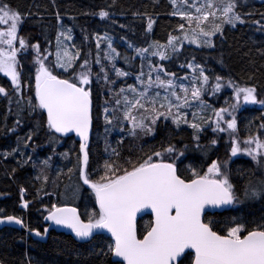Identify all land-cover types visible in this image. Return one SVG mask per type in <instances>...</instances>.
Listing matches in <instances>:
<instances>
[{
	"label": "snow or ice",
	"instance_id": "6c2138e0",
	"mask_svg": "<svg viewBox=\"0 0 264 264\" xmlns=\"http://www.w3.org/2000/svg\"><path fill=\"white\" fill-rule=\"evenodd\" d=\"M170 3L173 6L171 15L184 21L177 26L182 35L170 34L166 44L153 42L147 48L134 49L141 59L137 83L122 86L116 91L109 89L111 100L105 101L103 107L105 130L108 131L107 126L118 124L122 134L136 138L140 134H154L161 119L170 120L176 128L187 125L193 129V139L197 141L198 148L199 133L205 131V126L214 133H227L230 157L245 154L261 173L249 176L243 185V198H264V139L261 138L264 121L256 134L252 133L251 125L247 126L248 135L240 139L236 118V112L243 105L264 107V99L258 98L256 87L241 86L219 75L212 78L215 82L211 83L204 66L194 62L187 64L192 70L191 79L185 76L177 82L175 74L166 72L163 64L152 62L153 57L160 61L170 60L180 52L185 41L200 47H214L213 38L217 34L223 35L225 25L234 28L238 23H246L236 11V0H170ZM56 15L59 21V12ZM98 15L106 18L109 12L102 9ZM22 23L21 13L8 0H0V73L10 79L12 92L17 96V115L19 117L25 108L46 113V128L49 140L53 142L57 141V134L76 133L80 138L82 155L77 157L73 168L68 169V178L71 181L76 175L83 185H87L98 206L81 214L76 207L53 203L44 217L45 221L69 229L81 241L89 240L94 234L110 233L106 250L101 249L95 254L116 257L112 264H184L185 260L189 264H264V220L253 222L251 226L233 220V226L220 228L212 220L205 222L206 209L241 202L225 171L228 161L212 160L206 170L189 166L190 176H183L176 161L184 156V151L168 143L143 153L135 161L131 158L124 164L105 161L103 174L92 179V173L87 169L89 133L93 123V76L99 81L102 74L105 83L115 84L109 80L102 63L101 41L107 42L103 59L111 64L117 77H127L129 73L115 64L121 53L113 47L107 34L103 37L97 35L94 63L100 66V72L93 73V61L88 58L91 53L82 58L80 49L71 43L70 28L57 31L54 51L46 48L42 52L39 43L29 44L19 34ZM252 23L257 31L264 32L262 20ZM152 26L153 21L149 18L147 30L151 31ZM29 48L34 53V97L30 96L25 101L19 57ZM134 58L124 57L126 62ZM144 61H147V73L143 71ZM225 87L232 90L231 97L225 100L226 106L213 108L204 101L205 93L215 95ZM0 96L8 98L9 105L13 103L5 87L0 86ZM209 109L211 115L207 114ZM20 122L18 118L16 124ZM27 139L30 141L32 135ZM122 142L121 139L118 143ZM211 143L215 145L217 141L213 139ZM111 155L118 159L120 153L113 148ZM44 179L46 181L47 177ZM80 188L79 183H70L65 185L62 195L65 199L74 200ZM20 191L23 197L25 189ZM22 207L27 208L28 201H23ZM145 209L151 210L153 218L141 232L137 227V214ZM5 223L23 225L19 217L0 215V224ZM30 231L37 236L42 235L36 229ZM47 232L48 228H45L44 233Z\"/></svg>",
	"mask_w": 264,
	"mask_h": 264
},
{
	"label": "trees",
	"instance_id": "16d2710c",
	"mask_svg": "<svg viewBox=\"0 0 264 264\" xmlns=\"http://www.w3.org/2000/svg\"><path fill=\"white\" fill-rule=\"evenodd\" d=\"M11 6L21 13L23 23L19 34L29 44L39 43L41 51L48 48L54 51L55 37L59 30L71 29L74 43L81 51L82 58L89 52L93 73L100 72V66L94 63L96 36L105 34L111 38L113 47L121 56L115 61L116 67L128 73H136L140 66V57L135 54V48H147L158 40L168 41L169 35H178L180 17L171 15L173 6L170 0H8ZM236 11L241 14L246 23L224 27L223 35L214 37V47L199 48L186 45L170 60L164 61L167 70L173 73L181 71V65L189 62L200 64L206 69L211 83L216 75L232 79L241 86H254L259 99H264V32L257 31L252 23L255 20L264 22V0H236ZM109 12V16L101 18L100 10ZM57 12L60 19L57 20ZM251 15H246V14ZM149 18L153 21L151 31L147 30ZM61 26H63L61 28ZM49 41L51 44H49ZM133 47L129 48L128 45ZM189 44V43H188ZM107 42L101 41L100 55L102 63L108 72L109 80L115 84L105 83L103 75L99 81L93 76V127L89 135V167L92 179H98L103 174L105 161L124 164L131 158L135 161L143 153L153 148H159L172 143L178 150L184 151V156L177 163L183 176H190L189 166L197 170H206L212 160L228 161L226 170L230 182L235 186L241 197L240 203H234L220 212L205 214V222L212 220L217 228L233 226L231 222L246 223L264 220V198L245 200L242 195L243 185L251 174L261 173L253 161L245 156L230 157V146L216 133L208 128L200 134L199 148L193 139L191 128H176L170 120L161 119L155 128V133L141 137L117 136L115 148L120 156L111 155L105 151L106 131L103 123V106L110 100L111 93L120 85V77L112 71L111 64L103 59ZM135 57L126 62L124 57ZM34 53L29 48L19 59L22 67L21 87L25 101L34 97ZM179 75V74H178ZM31 85V87H30ZM0 86L5 87L13 99L9 105L8 98L0 96V215L19 217L30 229L44 232L46 227L44 217L48 214L51 204L58 206L68 204L79 209L81 214L86 210L98 208L94 193L76 175L68 178V169L77 163L81 156L79 150L80 138L75 134L60 136L57 141L49 140L46 128V113L39 110L31 112L25 108L17 115L15 100L10 79L0 73ZM207 94V93H206ZM232 90L223 88L214 95L211 103L214 108L226 106L225 97H231ZM213 95V94H212ZM33 102H35L33 100ZM11 108V111L9 110ZM263 107L242 106L237 112L238 135L246 137L247 126L251 125L253 134L260 123L264 121ZM211 115V114H210ZM20 124L17 125V119ZM9 129H13L9 131ZM32 135L29 141L27 137ZM113 135V134H112ZM264 130H261V136ZM122 143H118L121 141ZM217 143L213 145L211 141ZM187 145V149H185ZM16 149V151H13ZM4 153H8L7 156ZM66 154V155H65ZM61 156L68 157L61 160ZM31 157V159H29ZM47 161V164H44ZM49 162V163H48ZM127 166V165H126ZM59 171H57L56 169ZM55 170V171H54ZM60 173V175H58ZM49 177L44 182V177ZM79 183L80 191L76 199H65V185ZM21 188L25 189V200L29 206L24 210L20 206ZM48 193L49 195H45ZM82 218L83 215H82ZM152 220L150 215L138 221V230L143 231L145 225ZM215 230V229H214ZM110 238L98 235L88 241H77L64 233L52 231L43 242L34 240L26 233L12 226L0 228V263L1 264H112L113 256H100L95 253L106 250ZM184 264H189L188 260Z\"/></svg>",
	"mask_w": 264,
	"mask_h": 264
},
{
	"label": "rangeland",
	"instance_id": "374dc122",
	"mask_svg": "<svg viewBox=\"0 0 264 264\" xmlns=\"http://www.w3.org/2000/svg\"><path fill=\"white\" fill-rule=\"evenodd\" d=\"M225 26H227V25H225ZM72 35V34H71ZM178 35H182L180 32L178 33ZM214 39V38H213ZM158 42L160 43V44H166L167 43V41H163V40H158ZM152 44V43H151ZM186 45H189V46H195V47H199V48H209V47H200V46H197V45H195V44H188V42L187 41H185L184 42V44H183V47L181 48V49H183ZM165 61H167V60H165ZM152 62H153V64H156V63H160V64H163L164 63V61H160L159 60V58L158 57H153L152 58ZM144 63V66H143V71L145 72V73H147L148 72V65H147V61H144L143 62ZM140 66H139V68H138V70H137V72L136 73H129V75L127 76V77H120V86L117 88L116 87V89H114V91H116V90H118L120 87H122V86H126V85H128V84H136L137 83V81H136V76L140 73V71H141V61H140ZM163 67H164V69H165V71L166 72H168V73H173V71L172 70H167V68H166V66L163 64ZM182 68V72L181 71H176L177 73H175V76H176V78H177V82H181V79L183 78V77H185V76H187L189 79H191V74H192V70L191 69H189L188 67H187V65L186 66H184V67H181ZM179 74V75H178ZM155 75V74H154ZM162 75V78H166V77H164L163 76V74H161ZM91 87H92V90H93V85H91ZM163 94V93H162ZM213 98H214V95H212L211 94V92H207V94L205 93V95H204V97H203V99H204V101L208 104V105H211V107H213V104L211 103V100H213ZM110 100H111V98H109ZM226 99H228V97H225L224 99H223V102L225 103V100ZM102 106L104 107L105 106V103L104 104H102ZM243 106H255V105H243ZM214 108V107H213ZM196 109H192V111H195ZM263 113H264V107H263ZM102 112H103V110H102ZM238 112V111H237ZM237 112H236V115H237ZM208 115H210L211 114V109H209L208 110V113H207ZM102 116H103V123H104V128L106 129V124H105V121H104V113L102 114ZM226 118H229V117H226ZM189 120H191V115H189ZM108 127V131L106 132V136H105V142H104V144H105V146L106 147H108V152L109 151H111V149H113V147L115 146V143H116V140H117V136L118 137H121V136H123V137H125V136H128L126 133H124V134H122L121 132H120V126L117 124V125H115V126H107ZM184 127H187V128H190V127H188L187 125H181V127L180 128H184ZM209 129L211 132H213L212 131V129L210 128V127H206L205 126V130L206 129ZM106 131V130H105ZM204 132V131H203ZM202 133V132H201ZM201 133H199V135L201 134ZM214 133V132H213ZM113 134V135H112ZM216 134H218L219 136H220V138H222L224 141H225V143H226V145H228V146H230V143H229V136H228V134L227 133H216ZM141 136H146V135H142V134H140V135H138L137 137H141ZM239 138L240 139H243V138H245V137H240L239 136ZM261 138L262 139H264V135H262L261 136ZM243 146V145H242ZM229 151H230V148H229ZM230 153V152H229ZM239 155H242V156H245V157H247L245 154H243V153H239L237 156H239ZM247 158H249V159H251L250 157H247ZM68 159V157H66V156H61V160H67ZM31 161H32V159H31ZM49 163V162H48ZM254 163V162H253ZM56 169V168H55ZM57 171H59L58 169H56ZM55 171V170H54ZM225 171H227L226 169H225ZM48 178L49 177H47V180H48ZM47 180L45 181L44 180V182H47ZM23 196H25V193H24V195ZM22 204H23V199H21V196H20V206L22 207ZM28 206H29V203H28ZM22 208H24V207H22ZM28 208V207H27ZM27 208H24V210L25 209H27Z\"/></svg>",
	"mask_w": 264,
	"mask_h": 264
},
{
	"label": "water",
	"instance_id": "95a60500",
	"mask_svg": "<svg viewBox=\"0 0 264 264\" xmlns=\"http://www.w3.org/2000/svg\"><path fill=\"white\" fill-rule=\"evenodd\" d=\"M91 130H92V127H91V129H90V132H91ZM73 133V132H72ZM68 134H70V133H68ZM90 134V133H89ZM59 135H61V134H59ZM87 186V185H86ZM88 187V186H87ZM230 205H228V206H223V207H220V208H209V209H206V212H205V214L207 213V212H217V211H221V210H223V209H226V208H228ZM72 207H74V206H72ZM78 209V208H77ZM79 210V209H78ZM48 215V214H47ZM46 215V216H47ZM145 215H151V210L150 209H145V210H143L142 212H140V213H138L137 214V222L139 221V219L140 218H142L143 216H145ZM152 216V215H151ZM205 216V215H204ZM153 218V217H152ZM45 224H46V227L45 228H48V232L47 233H44V232H41L42 233V235H40V236H37L36 234H35V232H32V231H30L28 228H27V226L23 223V225H18V224H15V223H13V224H8V223H5V224H0V228H2V227H4V226H12V227H14V228H17V229H19V230H21L22 232H24V233H27L32 239H34V240H40V241H43V242H45V241H47V239H48V237H49V235H50V233L52 232V231H55V232H59V233H64V234H66V235H68V236H71L72 238H74L75 240H77V241H81V240H78L77 238H75V236H74V233H72L69 229H67V228H65V227H62V226H57V225H55L54 223H52L51 221H45ZM97 235H105V236H107V237H109L110 238V233H107L106 231L105 232H102V233H98V234H94V236L93 237H95V236H97ZM92 237V238H93ZM92 238H90V239H92ZM89 239V240H90ZM88 241V240H87ZM81 242H84V241H81ZM187 251H189V250H186V252ZM117 258L116 257H113V260H116ZM1 264V263H0Z\"/></svg>",
	"mask_w": 264,
	"mask_h": 264
},
{
	"label": "bare ground",
	"instance_id": "6f19581e",
	"mask_svg": "<svg viewBox=\"0 0 264 264\" xmlns=\"http://www.w3.org/2000/svg\"><path fill=\"white\" fill-rule=\"evenodd\" d=\"M21 199H23V201H26L25 200V198H24V196L23 197H21ZM24 223V222H23ZM25 224V223H24ZM28 228V227H27ZM29 229V228H28ZM27 234V233H26ZM28 235V234H27ZM29 236V235H28Z\"/></svg>",
	"mask_w": 264,
	"mask_h": 264
}]
</instances>
